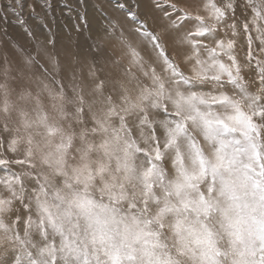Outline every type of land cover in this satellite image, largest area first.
Returning a JSON list of instances; mask_svg holds the SVG:
<instances>
[{
	"label": "snow or ice",
	"instance_id": "obj_1",
	"mask_svg": "<svg viewBox=\"0 0 264 264\" xmlns=\"http://www.w3.org/2000/svg\"><path fill=\"white\" fill-rule=\"evenodd\" d=\"M0 264H264V0H0Z\"/></svg>",
	"mask_w": 264,
	"mask_h": 264
},
{
	"label": "rangeland",
	"instance_id": "obj_2",
	"mask_svg": "<svg viewBox=\"0 0 264 264\" xmlns=\"http://www.w3.org/2000/svg\"><path fill=\"white\" fill-rule=\"evenodd\" d=\"M39 11V9H37Z\"/></svg>",
	"mask_w": 264,
	"mask_h": 264
}]
</instances>
